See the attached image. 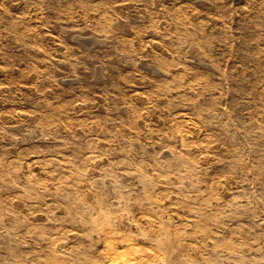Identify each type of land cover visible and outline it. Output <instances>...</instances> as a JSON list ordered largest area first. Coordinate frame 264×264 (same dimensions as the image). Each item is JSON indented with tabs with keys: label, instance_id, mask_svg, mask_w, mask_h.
<instances>
[{
	"label": "rangeland",
	"instance_id": "obj_1",
	"mask_svg": "<svg viewBox=\"0 0 264 264\" xmlns=\"http://www.w3.org/2000/svg\"><path fill=\"white\" fill-rule=\"evenodd\" d=\"M0 264H264V0H0Z\"/></svg>",
	"mask_w": 264,
	"mask_h": 264
}]
</instances>
